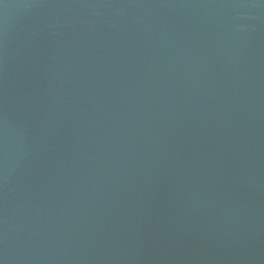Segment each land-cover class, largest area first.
<instances>
[{"label":"water","instance_id":"95a60500","mask_svg":"<svg viewBox=\"0 0 264 264\" xmlns=\"http://www.w3.org/2000/svg\"><path fill=\"white\" fill-rule=\"evenodd\" d=\"M0 264H264V0H0Z\"/></svg>","mask_w":264,"mask_h":264}]
</instances>
